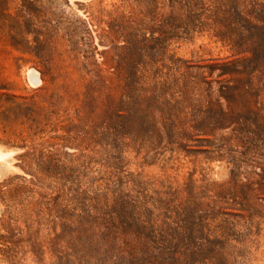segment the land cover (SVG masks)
<instances>
[{
    "label": "rangeland",
    "instance_id": "obj_1",
    "mask_svg": "<svg viewBox=\"0 0 264 264\" xmlns=\"http://www.w3.org/2000/svg\"><path fill=\"white\" fill-rule=\"evenodd\" d=\"M223 8L0 0V264H264V52Z\"/></svg>",
    "mask_w": 264,
    "mask_h": 264
},
{
    "label": "trees",
    "instance_id": "obj_2",
    "mask_svg": "<svg viewBox=\"0 0 264 264\" xmlns=\"http://www.w3.org/2000/svg\"><path fill=\"white\" fill-rule=\"evenodd\" d=\"M221 6L224 7L223 9L225 11H232L231 13L235 18L242 20L245 28H247L250 33L256 32V34L260 36V40L252 44L250 50L254 53L259 51L264 52V23H255L242 12V10L254 12L257 17L260 16L264 18V2L259 0H221ZM255 68L256 67H252L250 70L253 71Z\"/></svg>",
    "mask_w": 264,
    "mask_h": 264
},
{
    "label": "bare ground",
    "instance_id": "obj_3",
    "mask_svg": "<svg viewBox=\"0 0 264 264\" xmlns=\"http://www.w3.org/2000/svg\"><path fill=\"white\" fill-rule=\"evenodd\" d=\"M32 77H33L34 80H37V74L35 72L32 73Z\"/></svg>",
    "mask_w": 264,
    "mask_h": 264
}]
</instances>
